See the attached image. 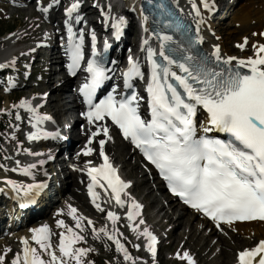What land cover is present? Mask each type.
I'll return each mask as SVG.
<instances>
[{"label":"snow or ice","instance_id":"obj_1","mask_svg":"<svg viewBox=\"0 0 264 264\" xmlns=\"http://www.w3.org/2000/svg\"><path fill=\"white\" fill-rule=\"evenodd\" d=\"M58 2V0H54ZM204 9L211 10L213 4L209 0H200ZM38 9L47 13L49 4L44 7L37 5ZM80 6V0L70 4L64 9L66 16L71 17L73 12ZM164 8V4L159 5ZM191 8L196 16L201 17L197 24L203 22L200 7L197 0H192ZM191 14V13H190ZM79 22L81 17H75ZM145 20L148 18L145 16ZM124 18L113 22L114 35H118L120 25ZM172 26L171 21L165 22ZM68 31L66 55L68 57V70L71 73L74 68H79L83 60V29L79 36L73 32L69 20H65ZM177 30L183 26L175 25ZM147 31V29H145ZM199 33V27L197 28ZM253 35L264 36V31L253 33ZM92 57L87 61L88 81L80 87L87 103L91 104V96L96 87L106 79V69L99 59L96 50V36L93 33ZM173 37L168 34L160 36L159 56L166 61L165 64L157 63L153 58L156 53L152 48L147 49V59L150 66L151 76L147 84L148 108L151 113L150 119H143L138 112V105L134 103L138 97L132 92L127 97L116 99L112 94L82 113L89 123L103 120L106 116L119 128L125 139L139 149L143 157L151 163L163 179L167 182L170 191L178 196L186 205L203 213L215 224V227L223 231L221 222L227 223L230 227L235 221H261L264 222V43L253 44L254 56H248L237 60V57L228 56L224 58L220 54L219 45L214 46L211 56L215 62L209 64L211 57L205 59L193 55V45L200 43L202 37L197 34L189 38L188 55L182 60L174 59L168 54L167 42ZM145 45L148 41L143 42ZM247 43L238 44L243 49ZM108 44L105 43V49ZM223 61L228 65L217 68L216 62ZM232 61H237L235 68ZM173 65L179 69V73L173 70ZM5 65L0 64V68ZM247 68L249 71L241 72L240 68ZM142 72L139 63L131 55L128 57V68L124 72V87L130 88L129 81L133 77L141 76ZM175 81V83L173 82ZM180 89L183 91L181 92ZM17 109H25L30 114L33 129L39 131L28 133V140H38L41 133L47 136L59 137V130L55 133L44 132L40 127L50 116L41 115L31 101L21 99L18 104L13 105ZM206 113L204 121L200 122L197 128L196 117L200 110ZM6 111L0 109V112ZM16 120H20L19 112L16 113ZM16 127H19L18 125ZM229 134L230 139L224 140L215 136L206 135L213 131ZM111 139L107 126H97L91 132L88 142L98 133ZM100 156L104 162L98 167L88 168V175L91 183L88 185L89 193L93 197V203L98 198L94 190L96 185L104 187L98 179L102 176L107 182V188L115 197L116 203L123 205L124 201L120 193L128 187V184L121 180L116 174V169L109 162L105 154V140H99ZM25 151H28L25 149ZM85 155L93 151L88 147L84 150ZM33 155H40L32 153ZM48 160L52 159L48 155ZM43 165L45 160L37 161ZM88 164L91 162L88 161ZM37 164L27 165L20 169L26 175H32L31 169ZM16 169H13L15 171ZM12 189L17 193L23 192L25 198L31 199L33 195L40 192L46 185V181L18 185L16 181L8 180ZM95 206L99 209L100 204ZM126 213L129 220H134L139 215L141 205L138 203L129 204ZM77 209L71 208L69 215L75 221V228L82 230L81 220L85 219L75 215ZM107 218L115 226L119 219L118 214L109 210ZM89 225L91 220H87ZM140 223H143L141 221ZM58 227L64 228L59 234L58 244L53 247L51 243V232L47 224L30 229L33 233L31 241L37 247L29 245L27 238H22L24 247L22 253L15 254L11 264H94L93 261L85 260V257L92 249L75 246L77 242L83 241L85 237L74 231L72 226L65 225L63 220H57ZM114 230L118 232V229ZM139 231V229H136ZM94 233H103L108 240L114 242L117 252L123 253L126 262L135 264L138 257H131L124 243L107 229H93ZM141 235L146 238L143 247L153 257L152 264H156L157 237L148 228L142 230ZM99 238V236H97ZM134 247H141L137 244ZM57 249L59 254H57ZM7 251V250H6ZM46 255L47 260L43 258ZM177 257L184 264H196L195 259L188 251L177 252ZM5 256L0 254V264ZM237 264H264V239L258 241L252 248H245L237 253Z\"/></svg>","mask_w":264,"mask_h":264},{"label":"rangeland","instance_id":"obj_2","mask_svg":"<svg viewBox=\"0 0 264 264\" xmlns=\"http://www.w3.org/2000/svg\"><path fill=\"white\" fill-rule=\"evenodd\" d=\"M47 1L54 2V0ZM96 1H98V5H102L103 7L114 8V11L118 12L119 16L126 14L127 10L124 9L121 11L122 5L118 3V5H120L118 8L116 0L87 1V4L95 10V17H99V22L106 19L97 8L93 7ZM35 3L36 2L28 5H18L15 2L7 3L0 1V62H5L3 63L6 64L5 66H16L21 69L24 67V72H30L31 68L29 66H24L23 62H26L27 60L32 61V57H29L26 54V51L36 45L38 41L42 40L45 37L46 31L52 32V30H50V23L47 20L45 21ZM40 3L42 2L40 1ZM56 3L54 10L59 8V1ZM111 3L113 6H111ZM219 4L222 7V10H224V14L231 12L232 15L229 14L226 18L216 17L212 20L213 27L216 25L213 36H215L222 44L226 40L225 38L229 37L230 42L225 45H228V49L230 48L229 52L235 51L243 34L247 36L250 35L249 33L246 34L244 32L235 33L236 29H240L242 25H239V22L235 21L236 18L234 15H238L240 11L242 12L243 10L249 11V14H251L250 23L252 24L250 25L252 28L250 29H252V35L253 33H259L260 29H263L264 26L262 25L256 26L257 21L255 20L256 17L264 15V8L261 7V0H225L224 2L221 0ZM57 11L59 14L62 12L60 8ZM57 16L59 17L58 14ZM133 16L136 17V14H133L132 17ZM90 17L93 18L92 16ZM131 26H133V24H131L130 27ZM255 37L262 38L260 35H256ZM251 52L250 54H252ZM245 54L250 55L249 50H247ZM41 64L42 62L38 61L36 66H41ZM53 67L60 68L59 65H54ZM38 72H40V75L43 78L45 76L47 77L46 74H48V72L45 73L44 70L38 69L37 71V69H35L30 80L25 79L24 76L20 77V79L22 78V85L27 83L26 86L17 88L14 92H5L3 89L9 82H6L9 77L6 76L5 83L2 85V88H0V109L6 110L0 112V117L4 116L13 120V125L1 134L0 180L4 176H9L11 177V180L15 179L19 183H32L31 179L28 177L33 176L34 178H39L41 175L40 171L42 168L37 161L47 159L49 155L48 152L50 149H48L47 146L35 144L34 140H28L27 138L29 132L38 131L37 129H33L29 122L30 114L25 109H17L13 107V105L18 104L21 99L31 101L33 106L40 105V95L50 86L45 83L43 84V81H39V76L37 75ZM58 91L54 92L53 96H55V93H58ZM62 92L64 93V91ZM49 105L51 107V104ZM17 112H19L21 116L20 120H16L15 118ZM93 124L89 127L85 125L87 127H85V131H82V133H84L82 134L83 139L80 141L77 140L72 151L68 153L67 158L69 159L70 157V160L66 162L65 166H68L67 164L70 162L75 166L72 174L70 173V185L64 192V196L60 199L57 208L43 220V224L49 226V230L52 234L51 243L53 247L58 244L59 234L62 231H65L64 228L58 227L57 220H63L65 225L72 226L74 231L79 232L85 237L83 241L77 242L75 246L92 248L95 252L100 254L102 258L106 259L108 264H132V262H126L123 258V253L117 252L114 242L108 240L103 233H94L93 229L99 230L105 228L112 235L120 239L128 249L130 256L133 258H139L135 261V264H152L153 257L147 252V249L143 247L144 243H146V238L141 235V233L144 228L157 231L164 230L165 226L162 224L167 225V227L170 228V236L167 240V245L162 252L163 256L159 259L155 257L156 264H181L176 253H182L185 250L193 256L196 264H234L239 250L255 246L256 242L260 239V236H256L255 230L239 233L236 231L237 228L230 227L229 225H221V228L223 229V231H221L216 228L212 222H205L199 215H193V219L192 217V220L189 219L192 215L191 212L189 210L181 209L175 201H164L167 200L168 197L164 194L162 188H157L159 184L157 177L152 175L149 172V168L140 161L136 151L128 145V141L121 137L113 127L107 124L104 125L102 123L91 127ZM17 125L19 127H16ZM97 126H107L109 128L111 139L106 137L108 143L104 145V148L106 149V152L110 154L113 161L119 164L123 174H126L133 179L134 186L128 192V199H138L141 208L144 210L142 212L138 211L139 215H137L134 220H129L126 215L129 210L128 206L131 202L128 203L127 201L125 205L118 206L105 197H102L101 201L97 202L100 204V208L98 209L96 206L95 208L91 206V200L86 194L85 185L87 183V177L84 174V170L88 161L92 163L98 159L100 150L99 140L104 139L105 137L101 132L93 137L91 143L88 142L89 135L91 132L95 131L94 128ZM122 145L125 150L123 156L121 154H123L122 151L124 150L120 149ZM125 145H127V147ZM88 147L92 148L93 151L85 155L82 150ZM25 149L28 151H25ZM32 153H38L40 155H33ZM31 164H37L36 168L31 169L32 175H26L24 172L20 171L21 168ZM13 169L16 170L13 171ZM65 174L66 172L59 173L56 171L55 182L57 180L58 182H62ZM149 192L150 194H148ZM161 192H163L162 196H160ZM154 197L160 198L162 203L154 201ZM163 204L172 206V210L170 207V210H160ZM167 207L168 206H166V208ZM71 208L77 209L75 215L85 218L81 220L82 230L75 228V221L72 219V216L69 215ZM173 209L178 213H176L177 217L181 218V225L179 223L175 224L173 220H171L168 212L173 211ZM109 210L118 214L119 219L116 221L115 226L112 221L107 218V212ZM182 214H184L183 217ZM87 220H91L92 224L89 225ZM141 221H143V223H140ZM114 228L118 229V232H116ZM137 228L139 231L136 230ZM14 234H22V231H15V233L13 231V233H9L8 235ZM165 234L166 233H163V235ZM25 235L29 240L30 238L28 236H30V234ZM97 236H99V238H97ZM22 238L23 236L18 237L17 235L7 236L0 240V254L5 256L2 264H11L15 254L18 252L22 253L24 245ZM250 238L252 240H250ZM137 244L141 245V247H134V245ZM29 245H32L30 241ZM32 246L37 247L39 251L38 245ZM223 251L226 252L227 256L225 261L222 259L225 257L222 255ZM57 253L59 254V252ZM43 258L45 260L48 259L46 255H44ZM90 258L91 257L87 255L85 260L93 261ZM94 264L97 263L94 262ZM184 264H187V261H185Z\"/></svg>","mask_w":264,"mask_h":264},{"label":"bare ground","instance_id":"obj_3","mask_svg":"<svg viewBox=\"0 0 264 264\" xmlns=\"http://www.w3.org/2000/svg\"><path fill=\"white\" fill-rule=\"evenodd\" d=\"M177 1V0H176ZM212 1L213 0H209V2L210 3H212ZM262 1V8H264V0H261ZM140 3V0H131V2L130 3H132V6L134 5L133 3ZM255 2V1H254ZM116 5L118 6V8L120 7V5H122V8H121V11L122 10H124V9H126V10H129V7H127V2H126V0H116ZM118 3H120V5H118ZM180 5H182L183 7H188V5L190 6V9H192L191 8V3H192V0H180ZM197 3H198V5H200L201 6V9L203 8V5H202V3H200V0H197ZM86 5V2L85 3H83V7ZM129 6H130V4H129ZM138 6H136V8H137ZM250 8V7H249ZM260 8V7H259ZM138 9V8H137ZM256 9V8H255ZM52 10V9H51ZM85 10V14H86V16H92L93 18H91V20H92V22H94V21H96V19H97V17H95V13H94V9H84ZM88 10V11H87ZM216 10V8L214 7V5H213V7H212V9L211 10H206V9H204V10H202V12L204 13V17H205V21L202 23V24H200V25H198V27H199V31H200V33H202V35H204L205 37H206V39H207V41H206V46H207V49L210 51V52H213L214 51V46L215 45H219V47H220V50H221V52H222V54H223V56H224V58H227L228 56H234V57H237V60H239V59H242V58H247L248 56H254L255 55V50L252 48V45L253 44H260V43H264V39H262V38H264V36H262V38H259V37H255L254 35H252V29H250V28H252L251 27V25L250 24H252V23H250V17H251V14H249V11H240V13L237 15L236 13V15H234L235 16V18H236V20L235 21H238L239 22V25H242L241 26V28L240 29H236V31H235V33H237V32H240V33H246V34H250L249 36H247V35H245V34H243L242 36H241V39H240V42L238 43V44H241V43H244V38L246 37L247 38V43L245 44V47L243 48V49H241L240 47H238V44H237V48L235 49V51L234 52H229V49L227 48V46H225L226 44H228L229 42H230V40H229V37H227V38H225L226 40H225V44L224 45H222V43L220 42H217L216 40H215V38H213L212 37V34H210L211 33V27L209 28L208 27V16L209 15H211L214 11ZM260 10V9H259ZM58 11L57 10H53V12L51 11V13H50V15L47 17V20L48 21H50L52 18H58V16H57V14L59 15V16H62V14H59V13H57ZM264 12V11H263ZM57 13V14H56ZM232 15V14H231ZM95 17V18H94ZM254 18V17H253ZM126 20H128V19H126ZM255 20L257 21V25L256 26H258V25H262V26H264V15H261L260 17H256L255 18ZM46 21V20H45ZM129 21V20H128ZM237 22V23H238ZM49 24V23H48ZM132 24V22H130V25ZM130 25H129V28H130ZM205 25H206V27H205ZM255 25V24H254ZM51 27V26H50ZM132 27H134V25L133 26H131V28ZM257 28V27H256ZM255 28V29H256ZM210 30V31H209ZM134 31H136V30H134ZM231 31V30H230ZM255 31V30H254ZM262 31H264V27H263V29H260V31L259 32H262ZM244 36V37H243ZM240 38V37H239ZM217 39V38H216ZM252 48V49H251ZM247 50H249V54H250V52L252 53V54H250V55H246L245 54V52L247 51ZM245 51V52H244ZM3 63H5V62H0V64H3ZM231 64H237V61H232L231 62ZM3 65H5V64H3ZM52 66H54V65H52ZM5 67V66H4ZM50 73H53V75L51 74V76L46 80V81H44L43 82V84L45 83V84H47V85H52L53 84V82L54 81H60L61 79H63L64 80V82L65 81H67V78H68V76H67V74L64 72V70H63V68L61 69V68H54V67H51L50 68ZM47 75V74H46ZM46 77V76H45ZM74 78V77H73ZM56 81V82H57ZM75 82V80H72V83H74ZM66 87V84H58L57 83V86L55 87V89H54V91L55 92H57L58 90V93H55V96H53V100H52V102L53 103H51V106L52 107H54V106H56V104H57V101L58 100H62L63 101V106H66V109H64V113L66 114V115H70V114H72V111H73V109L71 108L72 107V104L76 101V95H74L73 96V98L71 99L69 96H68V92H66L65 93V91H64V93L62 92L63 90H64V88ZM62 90V91H61ZM71 99V100H70ZM55 104V105H54ZM46 123V122H45ZM47 124V123H46ZM82 134H84V133H82V132H79L78 134H75L74 136H75V140H78V141H80V140H82L83 139V135ZM21 145V144H20ZM128 145H130V144H128ZM126 147H127V145H125ZM22 147V146H21ZM25 147H26V145H25ZM120 149L121 150H124V147H123V145L120 147ZM123 152V154H121L122 156L124 155V152H125V150L124 151H122ZM65 169V168H64ZM144 184V183H143ZM158 184V183H157ZM142 185V184H141ZM143 187V186H142ZM142 187H141V189H142ZM149 187V186H148ZM157 187V186H156ZM144 188H145V186H144ZM157 188H162L163 189V187L160 185V184H158V187ZM147 189V188H146ZM150 189V188H149ZM157 190V189H156ZM144 192V191H143ZM145 193H146V191H145ZM152 193V192H151ZM5 194L7 195V196H10V192H9V190L8 189H6V191H5ZM148 194H150V192L148 193ZM147 195V194H146ZM145 195V196H146ZM148 196V195H147ZM158 197V196H157ZM148 198V197H147ZM155 198V197H154ZM168 200H174L173 198H171V197H168ZM154 201H156V202H161L162 200L160 199V198H155L154 199ZM162 203V202H161ZM169 204V203H168ZM166 205V204H163V206L161 207V209L160 210H170V208H171V210H172V206H170V205ZM158 205H160V204H158ZM162 205V204H161ZM172 205V204H171ZM166 206H168L167 208H166ZM10 207L12 208V205L10 204ZM170 207V208H169ZM182 209V208H181ZM183 209L184 210H186V208H184L183 207ZM19 212V214H22L23 212L22 211H18ZM176 211L173 209V211H171V212H168V214H169V216L171 217V220H173V222L175 223V224H180L181 225V221H180V217H177V215H176ZM178 214V213H177ZM180 214V213H179ZM191 216L189 217V219H191V217H192V219H193V215L195 216V212H191ZM183 215L184 214H182V217H183ZM185 217V216H184ZM14 218H16V216H14L13 215V219ZM191 219V220H192ZM16 220H18V217L16 218ZM183 221H184V219H183ZM189 221V220H188ZM205 221H207V220H205ZM208 222V221H207ZM38 224H40V223H38ZM200 227V226H199ZM232 227L233 228H237L236 229V231H238L239 233H243V232H246V231H251V230H255L256 231V236H260V239L259 240H261V239H264V222H261V221H253V222H243V223H240V222H235V223H233L232 224ZM188 228V227H187ZM33 229V228H32ZM190 233H191V231H190ZM33 235V233H30V238H31V236ZM250 240H252L251 238H250ZM258 240V241H259ZM258 241L256 242V243H258ZM32 245H35V244H33V242H32ZM222 255L223 256H225V257H223L222 259H223V261H225L226 259H227V256H226V252H222ZM228 257H229V255H228Z\"/></svg>","mask_w":264,"mask_h":264},{"label":"trees","instance_id":"obj_4","mask_svg":"<svg viewBox=\"0 0 264 264\" xmlns=\"http://www.w3.org/2000/svg\"><path fill=\"white\" fill-rule=\"evenodd\" d=\"M5 122L4 121H0V129L3 128L5 126Z\"/></svg>","mask_w":264,"mask_h":264}]
</instances>
